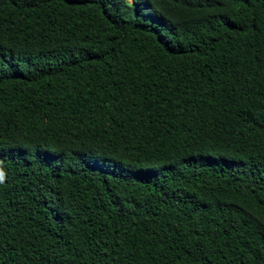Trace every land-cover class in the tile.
Instances as JSON below:
<instances>
[{
    "label": "trees",
    "instance_id": "1",
    "mask_svg": "<svg viewBox=\"0 0 264 264\" xmlns=\"http://www.w3.org/2000/svg\"><path fill=\"white\" fill-rule=\"evenodd\" d=\"M0 264H264V0H0Z\"/></svg>",
    "mask_w": 264,
    "mask_h": 264
},
{
    "label": "clouds",
    "instance_id": "2",
    "mask_svg": "<svg viewBox=\"0 0 264 264\" xmlns=\"http://www.w3.org/2000/svg\"><path fill=\"white\" fill-rule=\"evenodd\" d=\"M5 171L3 170L2 167H0V184H3L5 181Z\"/></svg>",
    "mask_w": 264,
    "mask_h": 264
}]
</instances>
